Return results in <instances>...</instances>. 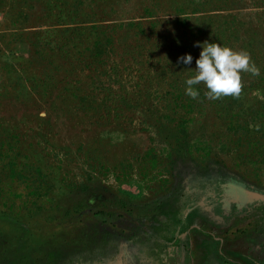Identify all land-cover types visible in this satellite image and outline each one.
Returning <instances> with one entry per match:
<instances>
[{"label":"rangeland","instance_id":"1","mask_svg":"<svg viewBox=\"0 0 264 264\" xmlns=\"http://www.w3.org/2000/svg\"><path fill=\"white\" fill-rule=\"evenodd\" d=\"M9 1H0V147L9 148V159L0 158V201L7 206H0V213L20 225L0 223L1 235L21 239V255L29 264H46L52 248L69 254L78 250L55 256L53 264H102L110 259L100 255L101 245H82V235L100 244L101 237L126 247L129 242L139 244L147 257L157 240L154 234L163 227L152 217L180 219L172 206L180 207L182 201H171L183 183L185 225L176 234L191 240L183 247V263L211 264L203 262L204 251L211 247L196 240L203 236L230 239L218 250L224 259L238 260L230 255V242L264 224L256 211L264 200L257 209L245 208L234 212L236 216L232 212L231 222L226 216L218 218L222 208L212 209V220L202 208L222 199L230 181L264 194V174L247 164L259 161L253 150L264 149V128L247 118L254 106L259 110L255 115L264 119V80L241 71L239 95L216 100L207 98L208 89L199 83L203 116L195 112L188 130L194 158L181 157L182 148L174 147L177 121L190 116L173 106L168 92L173 90L170 84L186 87L185 80L196 74L201 48L194 45L204 42L247 52L251 39L254 54L249 63L260 74L264 0H104L62 5L52 12L39 3L21 9L20 2ZM189 3L204 5L200 12L185 15L193 27L205 28V34L185 40L176 29L182 17L176 6ZM71 10L78 12L74 23L69 22ZM22 16L26 20L17 27H6L10 18ZM139 24L144 36L134 27ZM93 25L114 33L115 47L100 61L91 60L88 48ZM75 26L80 27L77 37L70 31ZM189 50L192 62L178 63ZM216 102L219 108L208 105ZM229 118H238L240 124L232 126ZM232 129L250 132L236 134L241 137L236 141ZM256 141L251 149L245 147ZM10 158L20 176H9L5 165ZM204 166L209 173L201 179L198 175L203 174L197 173ZM197 179L208 193L191 199L188 191Z\"/></svg>","mask_w":264,"mask_h":264},{"label":"trees","instance_id":"2","mask_svg":"<svg viewBox=\"0 0 264 264\" xmlns=\"http://www.w3.org/2000/svg\"><path fill=\"white\" fill-rule=\"evenodd\" d=\"M1 1V0H0ZM20 2L21 5L19 8L23 9V8H29V5L31 3H39L41 5L44 6V8L49 11V12H52L54 10H57L58 7L62 6V5H69V4H76V5H80V4H83L85 2H90V3H94V2H100V1H104V0H10L9 2ZM15 5V4H13ZM19 6V5H17ZM17 6H15L17 8ZM204 5H202V3H197V4H194V3H189L187 5L185 4H177L176 6V11L178 10L179 11V14H181L182 17H180L177 22H176V29L179 30L181 36L185 39V40H189L191 37H195V33H198L199 35H204L205 34V28H198V27H193L192 24H191V18L187 17V15L185 14H195V13H198L200 12ZM63 8V7H61ZM60 8V9H61ZM147 8V7H146ZM72 13V18L70 19V23H74L75 20L73 19V17H76L78 12L77 11H73L71 10ZM21 16V15H20ZM22 20H26L25 17H20L19 19H16V20H11L10 18V23L8 24V28H11V29H14L15 27L18 26V22ZM195 21L198 20V18L196 17L194 19ZM76 27V26H75ZM135 28H137L139 30V34L138 35H142L144 36L145 35V31L142 29L141 25H136L134 26ZM80 29V27H76V28H73V29H70L72 35L74 37H77L79 35V32H78V29ZM92 29V32H95L93 33V39L92 41L90 42V45H89V50H90V58L91 60H98L100 61L101 59H103V56L104 55H107L109 54V50H113V48L115 47V43H113V37L111 34H114V33H107L105 32L102 27L100 26H97V25H93V27H91ZM66 34V33H65ZM66 36V35H65ZM72 40L73 42H78L76 39H74L72 37ZM253 41L250 39L247 43H246V47H247V53L249 55H253L254 54V51H253ZM61 48L63 46H65V43L64 44H61L60 45ZM189 54L194 56L193 54V51H190L189 50ZM182 66V65H181ZM166 70V69H165ZM261 73L259 75H256L260 80H264L263 76H264V67L262 66L261 68ZM164 74V73H163ZM193 87H195L198 92H199V95L196 99H192L190 97H188L187 95H183L184 94V91L183 89L185 87L181 86V88H179L177 86V89L174 88V86L172 84H170V88H173L172 92H168L169 95L173 96L172 98V104L175 108H178V109H182L184 111V115H189L190 117H184V118H180L177 123H176V126H175V130H176V133H175V136H174V147L175 149H181L182 148V154H181V157H185V156H190L192 158L193 155H192V151L190 149V133H189V127L191 126V123L193 124L195 122V112L198 113V118H201L203 116V106L200 104V101L199 99L200 98H204V96L202 97L203 95V91L201 90V87L198 85H194ZM232 101H236L235 98H232L231 99ZM204 101V100H203ZM209 106H214L216 108H219V105L218 103H208ZM259 110L258 109H255V107L253 106L251 109H250V115L247 116L248 120L250 121H253L256 123V125L258 127H261V128H264V119L262 120L261 117H258L257 115L255 114H258ZM252 115H255V116H252ZM228 123H231L232 126L234 125H237V124H240V121L238 118H229L228 119ZM247 125V124H246ZM249 126H251L252 128V124H248ZM242 128V127H241ZM231 131V130H230ZM250 132V131H249ZM249 132H243V131H236L234 129H232V133L234 135L238 134V133H242L243 135H246L248 134ZM237 136V135H236ZM261 137L264 139V133L261 135ZM241 140V137H238L237 136V140L236 141H239ZM194 143H199V141L197 139H195V142ZM255 144H257V141L256 142H253V143H248V146H245V147H249L251 149V146H254ZM206 149H209L208 146H205ZM3 151L0 152V158L1 159H4L5 157L9 159V156H8V152L7 150L9 149H3V145L0 147ZM254 151V155H256V157L259 159L258 162H255V163H247L248 165L251 166V169L255 170V171H258L262 174H264V149L260 152H256V150H253ZM178 152L176 151V157L178 158ZM12 158H10V160L6 163L5 167L6 170H8V174L9 176L11 177H14L15 175L16 176H20L21 173L20 172H16L15 169L13 168V164L15 162H13V159L11 160ZM207 167L204 166L202 168V171L201 172H198L197 174H203V175H198L199 178H204L206 177L207 175L205 173H209L207 171ZM199 180V179H198ZM184 187L185 185L183 183L179 184L177 186V196L175 194L173 200L171 201V203H175V201L179 200V201H182L181 203V206L180 207H177L176 204L175 206H172L174 208V214H180L181 213V216H180V219L178 218H175V219H172V220H175V221H169L167 219L164 218V221L159 219V216H153L152 219L156 222H160L162 223L161 226H163L162 228L164 229H160V230H164V232H169L168 234H171L172 232L176 231V227H178L179 230L182 229V227L185 225V221H183L182 217H183V214L182 212L185 211L183 208H184V204H185V201H183V198L186 196V191L184 190ZM36 189H38V187H36ZM188 196H190V198L194 199L196 197V195H192V194H188ZM187 199V198H186ZM1 200V199H0ZM0 206H3V207H7L5 203H2L0 201ZM9 209V207H8ZM178 209V211H177ZM261 212L264 214V209L261 210ZM164 217H166L167 213L165 214H162ZM161 216V215H160ZM264 217V215L262 216ZM159 220V221H157ZM0 223H6V224H16V225H20V223L14 218V217H10L9 215L5 214V213H0ZM164 223H167L166 225ZM259 231H264V224L262 223H259ZM2 232H0V264H29V260H27L28 258H26L25 256L21 255V252H22V248L23 247V244H20V240L17 237H12V235L10 234H7L5 237H3L1 235ZM76 240H80L79 239V236H76L75 235H72ZM76 236V237H75ZM173 235H170V237L172 238ZM88 236H84L82 235V238L85 239V241H82V245H86L88 246V243L98 246V245H101V248L100 249H103V253L100 254L101 256H108L109 254H111V252L108 251L107 247L109 248V246H111L110 248L112 249H115L114 248V241L111 240L110 241V238L109 239H106L105 237H101V244L98 243L99 241H95L94 238H91L90 240L87 239ZM116 243V241H115ZM218 244V243H217ZM105 246V247H103ZM20 247V248H19ZM53 249V252L52 253H48L47 256L50 258V260L48 262H46V264H53L51 262H53V260H55V256L59 255V254H68V256L72 255V254H76L78 253V250L76 248H73L71 251H74V253L72 254H69V253H63L61 250L62 249H56V248H52ZM92 249V248H91ZM82 251V250H81ZM81 251L79 253H81ZM108 254V255H106ZM233 255V254H231ZM65 256V255H64ZM234 260V259H233ZM238 260L239 257H238ZM227 261V260H226ZM241 261L243 262V264H254L251 260V258H246V257H241ZM227 263H231V261H227ZM234 263V261H233ZM45 264V263H44Z\"/></svg>","mask_w":264,"mask_h":264},{"label":"flooded vegetation","instance_id":"3","mask_svg":"<svg viewBox=\"0 0 264 264\" xmlns=\"http://www.w3.org/2000/svg\"><path fill=\"white\" fill-rule=\"evenodd\" d=\"M197 185L192 186L190 192L188 191V194L196 195L200 193H208L203 192L200 188L203 181L198 180ZM199 187V189H198ZM197 192V193H195ZM259 194V195H257ZM260 196L264 197V194L261 191H257L253 187H248L244 183H238L235 181H230L227 186H225V189L222 194V199H216L212 202V205H208L205 208H202V211L205 213L207 212V217L212 219H215V214L212 212V209H215L218 211L221 208V217L218 218L224 219L225 216L227 218H230V222L232 220H235L233 218L232 212L236 213L241 210L248 209L249 207H256L257 209V203L264 200ZM197 197V196H196ZM205 197V196H204ZM192 199V198H191ZM206 199V198H204ZM225 205H232L235 209L234 211L231 209L223 208ZM200 203H198L197 208L200 209ZM264 207H259L256 211L257 213H260V216H263L264 214L259 210H263ZM234 213V216H236ZM232 214V215H231ZM221 219H219L220 222ZM229 222V223H230ZM217 223V222H215ZM218 225V223H217ZM212 226L213 228H218V226ZM225 228V224L221 225L219 229L223 230ZM256 230L252 232L250 236H244L241 235L238 238H234L233 243L230 242V248L231 253L233 254L235 258H238L240 260L235 259L234 263L232 259H224L226 256H222V260L225 262V264H243L241 261V257L251 258L252 262L254 264H264V231H259L258 227H255ZM176 230L178 231V227H176ZM174 231L171 234H168L169 232H164L163 230L156 232L154 235L156 236L157 240H153L151 247L149 248L151 250L150 255H147V257H144V253L142 252V249L139 248V244L131 243L129 242V247H126V244L123 246L122 243L120 245H117L114 241L113 245L115 249L107 247L108 251L111 252L109 254L110 259L103 261L102 264H184L183 263V247L188 245L189 241L185 237H179L176 232ZM170 235H173L172 238ZM196 240L200 243L202 242L206 247L213 245V241L215 243H218L219 246H223L225 239L224 238H217V237H196ZM213 240V241H212ZM230 240V239H229ZM226 239V242L229 241ZM164 242V243H163ZM225 242V244H227ZM201 243V244H202ZM164 244V246H163ZM243 247H245L246 253L243 252ZM149 249H143V250H149ZM212 249V248H211ZM116 250V252H115ZM205 254H207L208 250L204 251ZM210 253V252H209ZM231 255V254H230ZM146 258V259H145ZM231 261V263H227V261Z\"/></svg>","mask_w":264,"mask_h":264},{"label":"clouds","instance_id":"4","mask_svg":"<svg viewBox=\"0 0 264 264\" xmlns=\"http://www.w3.org/2000/svg\"><path fill=\"white\" fill-rule=\"evenodd\" d=\"M203 45V47H202ZM200 47L199 57L196 59L195 75L185 80V95L196 99L198 90L193 87L203 82L208 91L206 97L212 100L221 96H237L241 91L240 72H249L259 75V69L249 63V54L246 51L235 52L228 47L213 42L196 44ZM192 56L185 54L178 57V63L188 65L192 62Z\"/></svg>","mask_w":264,"mask_h":264},{"label":"crops","instance_id":"5","mask_svg":"<svg viewBox=\"0 0 264 264\" xmlns=\"http://www.w3.org/2000/svg\"><path fill=\"white\" fill-rule=\"evenodd\" d=\"M213 241V240H212ZM213 245H211L210 247L212 248L210 253L207 252V254L204 253V259L203 262H209L211 264H213V262H217V264H225V262L222 260V256L220 251L218 250L219 245L217 243H215L214 241L212 242ZM202 256V254H201ZM202 256V257H203Z\"/></svg>","mask_w":264,"mask_h":264}]
</instances>
